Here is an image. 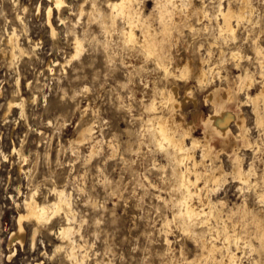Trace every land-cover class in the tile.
I'll use <instances>...</instances> for the list:
<instances>
[{
    "label": "rangeland",
    "instance_id": "374dc122",
    "mask_svg": "<svg viewBox=\"0 0 264 264\" xmlns=\"http://www.w3.org/2000/svg\"><path fill=\"white\" fill-rule=\"evenodd\" d=\"M91 1L66 0L68 6L60 13L54 12L56 33L51 35L45 16L50 4L47 0H0V264H70L65 257V243L57 234L58 227L66 223L63 215L52 217L38 228L33 240V223L24 220V242L9 243L18 217L24 212L23 200L33 194L38 202L50 203L53 187L64 189L68 195L74 212L72 224L76 226L72 238L84 244V264H188L200 258V242L170 220L173 201L180 192L174 186L172 160L150 142L146 120L152 112L145 110V105L151 97L160 100L158 88L166 91L177 85V100L182 103L175 112L192 124L193 136L202 139L201 122L214 109L207 94L216 88L221 98L232 86L234 97L239 98L226 102L225 108L243 116L249 144L245 146L243 138L236 137L239 130L230 120L229 145L223 138L212 139V152L204 163L222 166L229 173L237 154L244 169L250 165L255 168L259 177L255 190L264 192V129L255 121L253 104L245 102L246 91L238 92L235 86L237 75L245 71L254 79L247 91L250 95L257 94L264 82V68L261 70L259 62H264V0H251L255 9L251 23L240 25L237 39L228 44L214 42L215 30H209L212 35L190 32L186 21L172 28L165 43V55L171 59L165 61L172 62L170 67L188 61L192 73L184 79L163 77L155 60L139 48L126 47L117 31L106 38L98 20L87 22L83 16L77 21L78 5L82 4L87 13ZM107 1L111 0H94L103 14L109 11ZM193 1L199 4L200 0ZM230 1L238 6V0ZM206 3L213 11L218 0ZM222 4L226 6L227 0ZM138 5L152 28L159 30L153 0H139ZM59 18L65 24L60 25ZM194 19L189 23L200 27ZM120 25L118 21L117 28ZM13 30L28 52L26 56H9L6 40ZM75 35L82 38L83 50L65 65ZM254 41L263 51L261 58L254 53ZM235 47L244 56L240 62L228 59V51ZM221 49L227 54V61L217 69L223 79L215 76L212 83L201 85L196 79L199 59L209 57L217 64ZM178 74L175 71L174 75ZM188 88L189 97L185 98ZM17 98L23 100L22 111L19 107L8 109V102ZM258 103L264 114V101ZM164 109L155 112L168 113ZM88 126L93 129V141L78 144L76 138ZM94 140L96 152L91 153ZM200 153V149L195 151L198 160ZM237 186L226 175L211 197L225 201L230 208L245 198L252 212L260 209L264 219V201L259 206L254 189L241 193ZM195 228L199 233L205 230L201 225ZM248 231L247 240L256 245L250 225ZM239 245L237 250L234 245L231 249L241 257V264H264L256 252Z\"/></svg>",
    "mask_w": 264,
    "mask_h": 264
},
{
    "label": "bare ground",
    "instance_id": "6f19581e",
    "mask_svg": "<svg viewBox=\"0 0 264 264\" xmlns=\"http://www.w3.org/2000/svg\"><path fill=\"white\" fill-rule=\"evenodd\" d=\"M47 1L50 4L45 11L46 24L51 35H54L56 33V29L52 23L54 12L60 13L61 10L68 5L66 0ZM238 1V6L234 7L230 0H227L226 6H223V0H218L215 9L213 11L210 10V12L207 8L208 4L206 3L205 5V0H200L199 4H196L193 0H153V11L154 14L156 13L160 23L159 30L152 28L151 22L148 19L149 17H146L145 15L143 16L141 8L138 5L139 0L107 1V7L109 10L107 14H103L96 7L94 0H92L91 7L87 13L83 5L79 4L76 16L77 21L81 20L83 16L86 17L87 22L90 21L91 18L98 20L101 32L107 36L106 38L111 37L113 31H117L119 34L118 36H120L122 43L126 45V47L128 46V48L130 47L134 50L139 48L146 57L154 59L156 66L162 71L163 77H178L184 79L192 73L188 61L181 60L183 61L181 64L172 67L169 66V63L172 62L168 63L165 61L167 58L168 60L171 59V57L169 58L165 55V53H167L165 43L171 36V33H173L171 32V29L182 26L181 24H184L182 22L186 21L188 22L187 26L189 27V31L192 33L200 31L202 34L212 35L209 34V30H215V34L212 35L214 42L217 43L218 41H222L224 44H228L229 41L234 42L237 39L236 33L239 26L244 23H251L255 10L251 0ZM151 13L152 11L150 14ZM193 16L195 18L194 21L201 25L200 27H196V25L194 26L192 23H189ZM59 21L60 25L65 24V21L62 18H59ZM118 21L121 23L119 28H117ZM211 22H214L213 25H215L212 29ZM137 31H139V35L137 34ZM16 35L17 34H15L14 30L8 34L6 42L9 47V56H26L28 52L18 43ZM252 44L254 46V53L257 57H263V51L260 49V46H258L256 41ZM170 45L171 42L169 41V47H171ZM72 48L73 51L65 61V65H68L80 56L83 50L82 38L75 35L72 41ZM219 52L220 56L217 64H213L209 57L199 59L196 79L201 85L212 83L215 76H217L219 80L223 79V76L220 75V72L217 69L220 67H218V65L225 64V61H227V54L229 55L228 59L233 62H240L244 57L241 50L237 49V47L228 51L226 55L223 50ZM146 61H148V59ZM259 62L262 70L264 68V62ZM175 71H178L179 74L174 75ZM262 75L263 74L261 73V78ZM173 79L172 82L174 81ZM176 80L178 81L179 79ZM253 82L254 79L248 71H245L243 74H238L235 80L236 91H246L245 102H251L253 104V111L256 114L255 121L264 129V114L259 111L262 107L258 105L259 100L264 101V82L262 83L259 92L252 96L247 91L252 87ZM176 86L177 85H171L166 91L161 88L159 90L158 88V92L156 93H158L160 100L156 102V98L151 97V100H149L150 102L145 105L146 109H144L152 112V115L146 120L147 132L151 139L150 142L154 144V147L156 148L155 150H159L158 152L161 150L162 153L164 152L168 159L172 160L174 166L173 169H170H172V173L176 179L174 186L179 190L178 192H180V194L176 199L173 197L174 195L172 196L175 200L172 199L174 200L172 206V208L174 207V210L172 209L173 214L170 220H172V224L174 222L182 232L188 234L189 237L193 236L192 239L195 238V240L197 239L200 242V258L195 259L188 264H194V262H197L196 264H206L207 261H212L213 264H223L224 262L227 264H241V257L231 249V246L234 245L237 250L240 246L239 244L245 245L250 248L252 252H256L259 257L264 259V219L261 210L259 209L253 213L248 207L245 198L242 199V202L236 207L230 208L226 206L225 201H214L211 197L224 183L225 176L230 175L232 180L238 183L237 187L241 193L245 190L254 189L257 203L261 206L264 201V192H257L255 190L258 183L257 178H259L257 177L255 168L250 165L248 169H244L242 158L237 154L234 159L232 158L233 161L230 159L232 165L229 173H225L222 166L213 167L211 164L206 165L204 163L205 158H209L211 155L213 148L212 141H214L212 139L219 137L223 138L225 142L229 141L231 130L228 123L230 120L234 121L239 130L236 137H240V139L243 138L245 146L249 144L246 137L248 129L244 124L243 116L241 114L235 115L225 108L226 102L236 98L233 95L234 91L232 93V86L230 85L231 88H229V86L226 89L224 88L225 90L221 94L222 99L218 97L219 94L217 93L216 88L207 94L214 109H212V113L201 122L204 128L202 139L194 137L191 131L192 124L190 122H185L186 120L184 121L181 115L176 114L175 112V108L180 107V104L182 103V101L179 102L177 100L178 92ZM189 90V88L186 90L184 94L185 98L189 97ZM238 98H236V100ZM22 106L23 100H18V98L11 99L8 102V109L19 107L22 111ZM164 108H167L168 113L158 114L155 112L158 109L165 110ZM197 117L198 116L195 117L196 120ZM92 134V127L88 126L82 129L76 138L77 143L81 144L86 140L93 141L94 135L92 136ZM96 143L97 141L92 145L91 153L96 152ZM232 143L235 144L234 142ZM197 149H200L201 152V159L199 160L195 156V151ZM199 168L202 170H199ZM261 181L264 183V179ZM52 194L53 200L50 203L38 202L33 198V194L23 200L22 206L24 212L18 217L17 228L11 233L9 243H12L15 240L20 243L24 242L25 231L22 225L24 220L33 223L35 228L32 233L33 240L38 228L47 224L52 217L60 214L63 215L66 223L58 227L57 234L65 243V257L70 264H84L85 254L81 252L84 244H81V242H77L72 238V235L76 232V226L72 224V221L74 220V212L71 208L68 195L64 189H57L55 187L52 188ZM166 223L168 224L169 221ZM196 225L204 226L205 230L200 233L199 231L197 232V228H195ZM248 225L254 230L252 235L256 240V245H253L247 240V235L249 234ZM237 228H240L238 232L236 231ZM217 242H219V245ZM217 255L218 257L220 256V259L217 258Z\"/></svg>",
    "mask_w": 264,
    "mask_h": 264
}]
</instances>
